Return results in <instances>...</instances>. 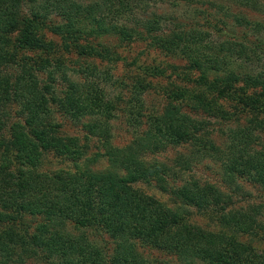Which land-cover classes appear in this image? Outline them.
Returning <instances> with one entry per match:
<instances>
[{
	"label": "trees",
	"instance_id": "obj_1",
	"mask_svg": "<svg viewBox=\"0 0 264 264\" xmlns=\"http://www.w3.org/2000/svg\"><path fill=\"white\" fill-rule=\"evenodd\" d=\"M150 1L0 0V264H264V204L237 201L264 192V0L203 24Z\"/></svg>",
	"mask_w": 264,
	"mask_h": 264
},
{
	"label": "rangeland",
	"instance_id": "obj_2",
	"mask_svg": "<svg viewBox=\"0 0 264 264\" xmlns=\"http://www.w3.org/2000/svg\"><path fill=\"white\" fill-rule=\"evenodd\" d=\"M79 2L83 3V4H88L91 2V0H78ZM203 3L197 2L195 1V3L193 2H187V0H165L164 2H159L157 4L154 5L153 1L147 2L148 6H149V11H153L156 13H160V14H165L166 16H170V17H174V18H178L179 20H183L186 23H193V22H197L200 24H203L205 21V13H211V12H216L217 10L213 7L210 6V2H214L216 4H223L225 7H229V10H231L232 12H238L239 8H237L238 6L231 3L232 1L230 0H202ZM200 3V4H199ZM157 8V9H155ZM203 12V13H202ZM242 13L247 14L246 16L249 18H259V19H263L264 17L262 16H257L255 13V15L253 13L247 12L246 10H242ZM229 23L231 25V19H229ZM168 26H171L169 23L167 24ZM46 41L47 40H53L54 42L58 43L59 40L55 37H52L50 34L46 35ZM107 43L111 44V45H115L116 41L114 39L111 40H107ZM85 45V44H84ZM144 45L143 44H137L135 45L131 50H128L127 52H122L123 55L125 54L129 59L133 58L139 51H141L143 49ZM29 55V54H28ZM33 54H30L29 56H32ZM157 59V62H162L163 57L162 56H158L156 53L152 54L150 56V59L153 58ZM75 59V56H73L71 58V60L73 61ZM167 60V59H166ZM165 61V60H164ZM172 62L173 64H178V65H183V61L180 60H167ZM264 67V66H263ZM123 70V69H122ZM117 72L121 74V68L118 67ZM159 83L164 86L166 85V81L163 80H159ZM162 99V96L156 92H152L148 97H147V103L150 104H158L160 103V100ZM57 120L59 122H61L63 124V131L69 135H77L80 134V131L78 128H75L70 122H68V120H65L64 122L62 121V117H57ZM217 126H215V128H217ZM215 135L217 137L220 136V133L215 132ZM131 139V133L130 131L127 129V126H125L124 122H121L120 120H118L115 123V129H114V144L117 146H122L127 144ZM178 151L182 152V153H187V150L185 148H179ZM175 155V152L173 150H170L167 152V157L168 159H172ZM46 163L44 164V168L47 169H53V168H58L61 167V163L56 160L55 158H53L52 155H48L46 161ZM195 172L197 173V176L199 178H201L202 180H207L208 182H216L218 184V186H222V174H221V170L219 165L217 164H212L210 162H204V165H200L197 166L195 169ZM243 185V190L245 195H238L237 197V201L240 202H246L249 201V203L252 204H264V192L262 190H260L258 187L256 186H252L249 183H242ZM144 190L147 193H154L157 195V197H160L161 200H167V197L164 196L163 194H161L160 192H158L156 189H153L151 187H144ZM243 205V204H242ZM207 220L205 219H201L199 221L200 224L205 225ZM106 239V238H104ZM101 244H103L101 242Z\"/></svg>",
	"mask_w": 264,
	"mask_h": 264
}]
</instances>
